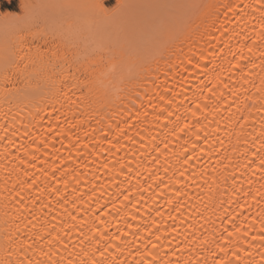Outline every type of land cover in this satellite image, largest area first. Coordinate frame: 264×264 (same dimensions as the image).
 <instances>
[{
    "label": "bare ground",
    "instance_id": "obj_1",
    "mask_svg": "<svg viewBox=\"0 0 264 264\" xmlns=\"http://www.w3.org/2000/svg\"><path fill=\"white\" fill-rule=\"evenodd\" d=\"M261 2L198 0L170 36L163 26V45L145 38L115 61L105 51L100 62L108 44L101 25L59 37L74 40L64 58L71 69L48 73V57L21 52L6 69L0 55V264L47 262L57 234L68 247L53 240L51 259L65 264L101 259L92 251L97 241L101 251L108 248L105 264H137L153 244L158 264H215L228 232V258L243 248L241 264H258L264 58L257 47L240 72L232 57L239 58L245 35L249 44L257 39ZM224 3L235 4V12L225 15ZM243 13L247 27L236 18ZM205 49L215 55L189 76L188 58ZM113 63L123 68L122 81L107 75ZM172 93H182L176 100L183 107L169 109L170 120L158 118ZM114 235L123 243L113 246Z\"/></svg>",
    "mask_w": 264,
    "mask_h": 264
},
{
    "label": "snow or ice",
    "instance_id": "obj_2",
    "mask_svg": "<svg viewBox=\"0 0 264 264\" xmlns=\"http://www.w3.org/2000/svg\"><path fill=\"white\" fill-rule=\"evenodd\" d=\"M3 5L0 4V8ZM88 8L92 11L94 21H98L99 24L102 26L103 31L107 35L108 44L104 49L100 51V62L104 61L105 51L109 55V57L115 61L117 52L120 54L125 53L126 51H131L134 49H138L141 43H143L145 37L153 31L154 28L157 26H163L165 23L168 22V16L166 13L171 12L174 9H182L186 7H193V5H186L182 3H168L162 2V0H121V2L116 3L114 7L108 8L105 7L101 0H96L95 3L89 5H79V4H28L23 3L20 5L22 12L17 14L15 12H4L0 11V20H2L6 27L10 28L12 31L21 34L20 42L23 43V34L31 33L33 38L40 35L39 31L32 32L33 27H37L40 22V15L37 10H47V9H74V8ZM220 7L225 9V15L228 13L235 12V4L232 3H224L220 5ZM246 7H252V5L248 4ZM264 2H261L256 7V10L259 12V22H260V30L258 33H254L257 39L252 41V43H248L251 39L250 35H245L243 40L240 41V53L239 58L233 54L232 59L236 60V63L233 65L234 68L238 69L240 72L244 71L246 67V60L251 59L252 55L257 47L261 48V57L264 58ZM219 10V8L217 9ZM247 13H243L241 16L236 17L238 20L245 24L247 27L248 21L245 20V16ZM237 35H239L237 33ZM245 45H247V53H245ZM96 53L93 52L92 55L94 56ZM215 53H209L207 49L200 53L199 56H191L188 58L187 63L185 64L184 71L189 73V76H193L198 71H201V64L206 59H211ZM4 64L5 68L12 63H14V53L6 46L4 55ZM23 59V57H21ZM97 65L93 63L91 67L95 68ZM27 67V65H25ZM107 75L112 77H119L121 81L123 80V68L116 63L111 65L109 72ZM7 79V77H6ZM262 84H264V77L261 79ZM7 89V85H5ZM182 93H172L171 99L167 102V105L160 111L158 114V118H163L164 120H170L171 116L174 114L169 109L176 108L179 109L183 107V102H177L176 97L181 95ZM163 99V97H161ZM185 128L189 127L186 123L184 125ZM183 131V128L180 129ZM8 131V129H5ZM51 131V130H49ZM47 155V153H46ZM63 163V161L61 162ZM260 166L264 168V159H261ZM107 167V165H105ZM53 176H55V171H59V168L53 164ZM47 175V174H46ZM57 184H59V179H57ZM59 189H55L58 191ZM128 199V197H125ZM55 220V217H53ZM75 219V217H73ZM261 224L264 226V219H261ZM234 226V225H233ZM128 228L131 229L132 225L129 224ZM54 231V228L45 229L48 235H51V232ZM227 232V229H225ZM241 228H235V233H240ZM134 234V233H133ZM121 235H127V233H122ZM121 235H114L108 237L113 241V246H115V242L120 241L123 243L121 239ZM221 235H224L222 233ZM234 233L228 232L226 236H224L223 243L219 244L218 247L220 249V253L222 254L221 259L215 260V264H241L239 252L243 251V248H240L233 252V256L235 259L228 258V252L233 250V245L231 243L232 237ZM247 234L245 233V236ZM44 234H40L36 236V241L44 239ZM160 237H157L159 240ZM57 243L61 245L63 249H67L68 245L63 243V237L57 234L53 237ZM53 240L48 241L49 245V252L45 253L49 257L48 261L45 262L44 260H35L33 261L31 258L28 259H21L20 264H65V261L61 259L60 261H56L51 259V257L55 256L56 253L51 251ZM85 241L81 240V245L84 244ZM262 245H264V230H262L260 234V241ZM103 243H107V239L103 241ZM245 243H248L249 247L252 244L256 243L255 240L252 242H248L245 240ZM227 245V246H226ZM28 248L33 247V245H27ZM103 244L101 241H97V245L93 248V253L98 252L100 254L101 259L92 257L90 264H105V253L108 251V248H101ZM147 245H145V248ZM157 245L153 244L151 249H148L146 254L141 255L140 259L137 260V264H158L157 259L153 256V252L156 251ZM83 250V248L81 249ZM131 254V253H130ZM89 254L85 253L87 257ZM261 260L258 264H264V249L260 252ZM148 257H151L150 259ZM9 264H12L11 260ZM66 264H76L73 259H68ZM80 264H88L86 260H81ZM120 264H124V261H120ZM168 264H172L171 261ZM175 264H179V260L175 262ZM196 264H199V261H196Z\"/></svg>",
    "mask_w": 264,
    "mask_h": 264
},
{
    "label": "rangeland",
    "instance_id": "obj_3",
    "mask_svg": "<svg viewBox=\"0 0 264 264\" xmlns=\"http://www.w3.org/2000/svg\"><path fill=\"white\" fill-rule=\"evenodd\" d=\"M28 4H79V5H89L95 3L96 0H27ZM198 0H162V2L168 3H182L186 5H193V7H186L182 9H174L165 15L168 16V22L163 26H168L166 34L171 35V33L182 26L185 22V17L188 12L195 9ZM105 7H114L116 3L121 2V0H101ZM21 0H0V4L3 5L0 11L4 12H15L20 14L22 9L20 8ZM191 10H190V9ZM40 15V22L37 27H33L32 32L39 31L40 35L33 38L31 33L23 34V43L20 42L21 34L12 31L10 28L6 27L4 22H0V55H4L5 47L7 46L14 55L19 52L22 55H33L46 56L47 64L49 65L48 73L51 70H66L71 69L69 64L64 60L68 57L69 52L73 47V39L62 38V34L68 29H76L77 27L84 25V28H89L93 25H100L98 21H94L92 11L88 8H74V9H47V10H37ZM175 18V19H174ZM174 19V20H173ZM1 21V20H0ZM70 24L68 25V23ZM184 25V24H183ZM163 26H157L149 33L145 38H157L159 43L163 45L167 38H159L161 32L163 31ZM106 38L107 35L105 34ZM103 41L107 42V39ZM59 40V41H58ZM102 41V40H101ZM92 46V45H91ZM93 47V46H92ZM89 56H93L89 51ZM58 58L56 62L54 59ZM64 60V61H63Z\"/></svg>",
    "mask_w": 264,
    "mask_h": 264
}]
</instances>
